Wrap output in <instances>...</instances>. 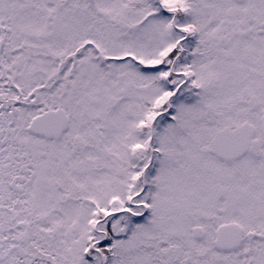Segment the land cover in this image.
<instances>
[{"label": "snow or ice", "instance_id": "obj_1", "mask_svg": "<svg viewBox=\"0 0 264 264\" xmlns=\"http://www.w3.org/2000/svg\"><path fill=\"white\" fill-rule=\"evenodd\" d=\"M0 264H264V0H0Z\"/></svg>", "mask_w": 264, "mask_h": 264}]
</instances>
